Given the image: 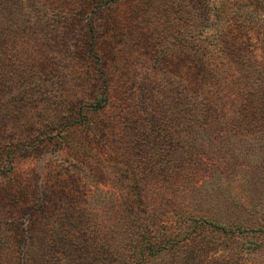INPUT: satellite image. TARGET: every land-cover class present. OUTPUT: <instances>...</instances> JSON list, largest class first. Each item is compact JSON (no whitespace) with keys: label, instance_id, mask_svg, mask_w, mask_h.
<instances>
[{"label":"rangeland","instance_id":"1","mask_svg":"<svg viewBox=\"0 0 264 264\" xmlns=\"http://www.w3.org/2000/svg\"><path fill=\"white\" fill-rule=\"evenodd\" d=\"M205 217L146 264H264V0H0V264Z\"/></svg>","mask_w":264,"mask_h":264},{"label":"trees","instance_id":"2","mask_svg":"<svg viewBox=\"0 0 264 264\" xmlns=\"http://www.w3.org/2000/svg\"><path fill=\"white\" fill-rule=\"evenodd\" d=\"M98 106L100 107L101 105L98 104ZM199 223L202 225L207 224L210 227L222 230L226 233L232 230L231 226L225 225L217 219L215 220L206 217L202 219L188 218L181 223V226L178 227L176 231L169 233V235L154 237V239H151L150 237L147 238V236L146 238H142L141 249L132 251L126 264H146L148 260H153L155 262L159 256H163L168 251L174 250L178 244H181L186 240L190 236L191 231L199 227ZM194 224L196 225V228H194ZM236 230L241 231L242 229L241 227H238Z\"/></svg>","mask_w":264,"mask_h":264}]
</instances>
